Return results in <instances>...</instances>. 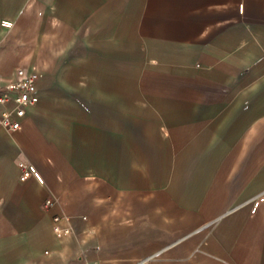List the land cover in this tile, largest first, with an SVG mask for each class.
Wrapping results in <instances>:
<instances>
[{"label": "crops", "instance_id": "1", "mask_svg": "<svg viewBox=\"0 0 264 264\" xmlns=\"http://www.w3.org/2000/svg\"><path fill=\"white\" fill-rule=\"evenodd\" d=\"M29 4L78 58L36 55ZM127 17L0 0V76L39 75L20 130L0 129V264H264V0H138L129 61Z\"/></svg>", "mask_w": 264, "mask_h": 264}, {"label": "built area", "instance_id": "2", "mask_svg": "<svg viewBox=\"0 0 264 264\" xmlns=\"http://www.w3.org/2000/svg\"><path fill=\"white\" fill-rule=\"evenodd\" d=\"M39 75L34 70L16 68L9 77L0 76V129L13 133L21 128V120L26 111L37 104L36 93ZM18 181L25 182L31 177L30 167L23 161L16 162ZM53 198H47L43 205V211H48L53 205ZM59 217L52 218V231L56 238L69 236L72 230L69 227L62 228Z\"/></svg>", "mask_w": 264, "mask_h": 264}, {"label": "rangeland", "instance_id": "3", "mask_svg": "<svg viewBox=\"0 0 264 264\" xmlns=\"http://www.w3.org/2000/svg\"><path fill=\"white\" fill-rule=\"evenodd\" d=\"M137 2H138V0H126L127 16H128L127 17V30H126L127 31L126 42H127V60L128 61L134 60L135 49L139 45L136 42V39L134 37L132 23H131V17L133 16ZM25 7L26 8H24L23 11H26L28 13V16H29V14H30V16H33V18L35 20L33 18H31V19H25V20L20 19V21L25 22V24L31 23L34 26V29H36L35 30L36 33H39V31H45L46 32V38L43 39V43L45 44L43 47V51L42 52L39 51V53L36 52V55L43 54L44 57L49 56L50 57L49 59L51 60V62L52 63L54 62L53 64L57 65L55 70H58V58H60L61 56H64L66 60H73V59H76L79 57V55L82 53L83 48L80 45L69 44L71 37H72V36H70L69 32L65 33V34L63 33V34L58 35V30H56V29L53 30L49 26H46V25L44 27L40 26V29H39L37 26L38 25V20H37L38 9H36L34 7V4H29ZM32 22H34V23H32ZM34 29H33V31H34ZM32 38L34 40V38H37V36L36 37L32 36ZM85 49H87V48H85ZM22 54H23V52H22ZM68 70L73 71L75 69L73 68V69H68ZM128 71H129V68H128ZM68 74H71V73L69 72ZM53 80H54L55 85L57 86L58 85V74H53ZM127 86H128V89H127L128 105L134 104L136 102V100H134V96H133L134 89L131 88L132 85L128 84Z\"/></svg>", "mask_w": 264, "mask_h": 264}, {"label": "bare ground", "instance_id": "4", "mask_svg": "<svg viewBox=\"0 0 264 264\" xmlns=\"http://www.w3.org/2000/svg\"><path fill=\"white\" fill-rule=\"evenodd\" d=\"M33 175H34V174L32 173L31 177H33ZM31 177H30V178H31ZM25 182H26V181H25ZM22 183H23V182H22Z\"/></svg>", "mask_w": 264, "mask_h": 264}]
</instances>
